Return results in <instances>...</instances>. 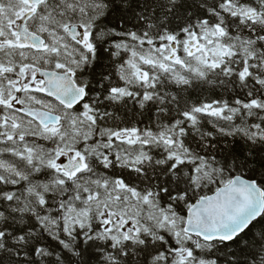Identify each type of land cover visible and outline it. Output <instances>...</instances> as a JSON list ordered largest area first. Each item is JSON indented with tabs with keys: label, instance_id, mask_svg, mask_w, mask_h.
Returning a JSON list of instances; mask_svg holds the SVG:
<instances>
[{
	"label": "snow or ice",
	"instance_id": "1",
	"mask_svg": "<svg viewBox=\"0 0 264 264\" xmlns=\"http://www.w3.org/2000/svg\"><path fill=\"white\" fill-rule=\"evenodd\" d=\"M0 264H264V0H0Z\"/></svg>",
	"mask_w": 264,
	"mask_h": 264
}]
</instances>
